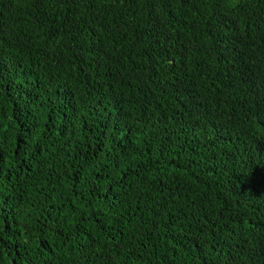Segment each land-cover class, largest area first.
I'll list each match as a JSON object with an SVG mask.
<instances>
[{
    "label": "trees",
    "instance_id": "obj_1",
    "mask_svg": "<svg viewBox=\"0 0 264 264\" xmlns=\"http://www.w3.org/2000/svg\"><path fill=\"white\" fill-rule=\"evenodd\" d=\"M0 264H264V0H0Z\"/></svg>",
    "mask_w": 264,
    "mask_h": 264
}]
</instances>
